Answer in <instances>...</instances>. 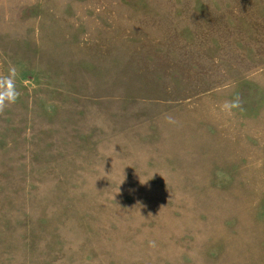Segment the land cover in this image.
I'll list each match as a JSON object with an SVG mask.
<instances>
[{
	"label": "rangeland",
	"instance_id": "obj_1",
	"mask_svg": "<svg viewBox=\"0 0 264 264\" xmlns=\"http://www.w3.org/2000/svg\"><path fill=\"white\" fill-rule=\"evenodd\" d=\"M10 64L0 264H264V0H0Z\"/></svg>",
	"mask_w": 264,
	"mask_h": 264
},
{
	"label": "clouds",
	"instance_id": "obj_2",
	"mask_svg": "<svg viewBox=\"0 0 264 264\" xmlns=\"http://www.w3.org/2000/svg\"><path fill=\"white\" fill-rule=\"evenodd\" d=\"M17 68L15 65H9L8 75L0 76V112H3L6 107L16 103L20 93L16 87ZM27 84V82H25ZM242 103L239 97L233 100L225 101L221 105V110L227 115H232L234 109H241ZM152 246H155V242H150Z\"/></svg>",
	"mask_w": 264,
	"mask_h": 264
}]
</instances>
